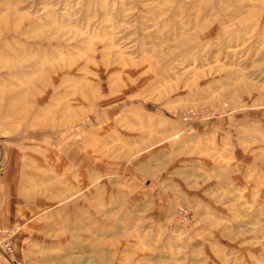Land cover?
<instances>
[{"label": "rangeland", "instance_id": "1", "mask_svg": "<svg viewBox=\"0 0 264 264\" xmlns=\"http://www.w3.org/2000/svg\"><path fill=\"white\" fill-rule=\"evenodd\" d=\"M0 264H264V0H0Z\"/></svg>", "mask_w": 264, "mask_h": 264}, {"label": "crops", "instance_id": "2", "mask_svg": "<svg viewBox=\"0 0 264 264\" xmlns=\"http://www.w3.org/2000/svg\"><path fill=\"white\" fill-rule=\"evenodd\" d=\"M9 198H10V199H8L6 203H7L9 206L12 207V206H13V201H12L13 197H9Z\"/></svg>", "mask_w": 264, "mask_h": 264}, {"label": "built area", "instance_id": "3", "mask_svg": "<svg viewBox=\"0 0 264 264\" xmlns=\"http://www.w3.org/2000/svg\"><path fill=\"white\" fill-rule=\"evenodd\" d=\"M184 216H186V217H187V213H186V211H184Z\"/></svg>", "mask_w": 264, "mask_h": 264}]
</instances>
